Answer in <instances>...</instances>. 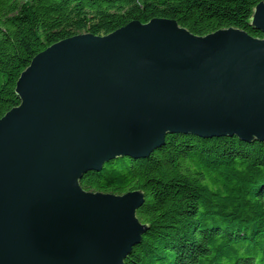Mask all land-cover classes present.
Instances as JSON below:
<instances>
[{"label":"water","instance_id":"water-1","mask_svg":"<svg viewBox=\"0 0 264 264\" xmlns=\"http://www.w3.org/2000/svg\"><path fill=\"white\" fill-rule=\"evenodd\" d=\"M249 25L264 35V2ZM15 93L0 119V264H125L150 229L145 193L87 192L82 179L170 135L264 142V38L134 21L48 47Z\"/></svg>","mask_w":264,"mask_h":264},{"label":"trees","instance_id":"trees-1","mask_svg":"<svg viewBox=\"0 0 264 264\" xmlns=\"http://www.w3.org/2000/svg\"><path fill=\"white\" fill-rule=\"evenodd\" d=\"M264 0H0V119L20 104L16 83L48 47L80 34L107 36L134 21H176L193 35L238 28L255 38ZM87 192L141 190L150 229L125 264H264V142L170 135L148 158L89 172Z\"/></svg>","mask_w":264,"mask_h":264}]
</instances>
